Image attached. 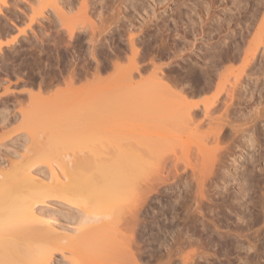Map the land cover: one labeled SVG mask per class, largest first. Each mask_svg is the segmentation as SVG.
<instances>
[{"label":"bare ground","instance_id":"6f19581e","mask_svg":"<svg viewBox=\"0 0 264 264\" xmlns=\"http://www.w3.org/2000/svg\"><path fill=\"white\" fill-rule=\"evenodd\" d=\"M50 1H52L50 2L52 9L58 19L65 17V13L70 9L69 5L72 3V0ZM97 1L101 2L102 0ZM147 1L151 5L159 3V0ZM192 1L194 5L191 22L198 26L201 24L198 22L202 18L201 13L203 17L207 15L206 21L212 22L217 17L219 19L223 17L225 9L235 10L237 14H245L244 11L246 10L241 6L243 0H232L230 7L227 8V5L220 9L216 7L219 11L218 15H210L208 10L203 9L200 2ZM94 4L93 0H80V13L85 18L89 17L90 19V11L95 9L92 6ZM118 4L130 6L133 10L132 19H136L135 15L137 14L140 21L136 25H133V21H129L128 26L125 23H120L121 26H118L117 22L112 21L107 30L108 34L115 35L114 49L108 51L93 45L90 51L85 52L87 53L85 56H89L91 61L83 56L79 58L82 60V64L80 67L77 63L76 69L80 67L78 71L68 69L71 63L69 64L66 53L62 50L64 49L63 44L58 40L53 41L52 49L55 53V61L53 59V62L52 56H48L49 51L48 54L46 53L48 56L46 61L45 58L43 59L44 55L38 54L47 52L45 49L49 47L48 45L44 48V44L43 47L37 46L43 43V38L39 39L41 42L37 44L36 42L33 44L34 41L32 40H26L29 43L28 47L31 48H28L29 51L21 46L20 39L22 36L11 38L10 41L7 40L4 43L0 42V69L7 71V64L11 63L13 68L10 73L12 75L19 76L20 74L24 79L21 72L25 70L27 72L24 74L30 75V77L27 76V80L32 83H36V76L32 70L39 72L40 81L37 79L39 85L36 84L38 92L35 94L42 95L40 90L46 92V88L47 91H50V85L54 82H60V80L64 81L65 78L72 83L76 79L86 78L90 75L98 78V82L101 83L100 74L108 72L109 69L113 70L114 82L122 85L115 89H113L114 87L110 88L112 90H105L108 96L111 95L109 94L110 91L119 93L113 92V95H116L115 97L111 95L114 100L108 98L106 94L104 96L109 100L101 97L104 100H111V102L99 99L101 102L98 101L99 103L92 105L89 103L87 104L88 109L81 110L80 107L86 106L83 104L82 106L79 104V106L77 101V104H71L75 108L73 113L71 112L72 108H70L69 115L67 112H65L66 117L62 114L64 119L55 115L56 117L48 118L47 116L46 118L45 116L44 119L39 120L31 119V116L29 118L26 115L24 118L23 114L9 113L6 108L7 102L14 103L16 101L17 103L19 102L18 99L22 100L20 96L22 97L23 94L17 93L18 91L16 93L10 91L9 86L3 88L2 95L8 92L7 95L9 96L6 97L5 94V96H0L4 97L0 99L2 105L0 108V130L13 122L19 121L22 124L19 128L0 136V264H56L54 261L56 254H60L63 261L68 264H98L96 261L101 256L107 260L119 257L124 264H142L143 260L138 248V239L142 237V231H138L139 225L137 224L141 215L140 203L148 192L158 187L160 182L169 180V176H165V173H168V163H173V168L177 170L175 163L181 161L184 167L190 171L186 180L195 181L199 186V194L202 196V179L212 169L219 170L217 167L224 151L220 147L222 141L221 136H219L220 133L226 128H230L231 134H236V139L240 140L245 134H249L248 131L252 130L259 118L264 117V105L260 108L257 107V109L254 108L256 110L254 117L241 118L240 115L236 116L239 114V108L236 106L240 104L243 95V79L252 76L248 75V71L254 66L261 48L264 53V0L254 1L253 12L248 17L246 33L241 37L243 41L247 42L242 52L241 68L237 72H233L234 74L231 73L233 74L231 78L218 72V69L213 66L209 71L205 70L203 80L207 85L206 92L213 90L214 94L210 100L202 102L200 105L187 98L182 83L172 81L161 65L156 66L151 63V69L150 67L148 69L146 64L142 65L144 64V56L139 49L144 44L145 38L142 35L151 28L153 18H157V14L154 11L150 13L145 11L141 14L140 12L145 10L148 5L141 4L140 0H119ZM182 4L180 2L179 6ZM13 6L14 4H10L9 0H0V15L7 17L6 15L11 13L10 9ZM244 6L246 7V3ZM118 10L121 8L119 7ZM38 13L42 15V9ZM117 17L123 18L124 16L118 12ZM233 17L231 15L228 19H220V25L215 30L219 36L218 42L227 38V34L220 36L221 31L218 29L223 25L227 26L229 31L230 23L235 20ZM236 20L237 24H242L243 21L247 22V19ZM62 25L69 39L76 36V30L84 31L86 28L84 26L78 29V27L66 23H62ZM111 26L113 27L111 28ZM28 27L34 34V29L30 25ZM5 28L4 26L0 28V34H8L13 30L8 25ZM88 28L92 32L89 35L90 44H94L95 35L93 32L96 26L94 23H89ZM213 31L214 29L211 27L206 32L202 28L199 35L202 34L205 37ZM20 35L29 36L24 29L20 30ZM34 35L39 36L37 33ZM245 37H250V39L246 40ZM36 47L39 49L38 53L32 51ZM236 50L241 52L239 44L236 45ZM26 52L29 55L26 56ZM128 53L129 55H127ZM9 55H13L12 58L14 59L10 63H8ZM124 58L128 60V68L126 69L119 62ZM15 60L19 62L14 64ZM75 60L73 61L75 62ZM54 64L58 72L51 68ZM43 65L45 69L48 66V70L50 68L53 71L45 70L47 73L43 72L41 76ZM65 72L68 73H66L68 76L66 77L65 74L64 78L63 73ZM18 76L16 79H20ZM214 79L217 81L212 84ZM30 81H25L21 86L27 87ZM122 89L125 91H120ZM9 91L12 93L10 94ZM24 94V98L27 97V99L35 97V94L30 90H26ZM27 99L25 100L27 101ZM60 101L59 99V103L56 102L59 107H61ZM65 101L69 102L68 99L64 100V103ZM30 102L29 100L28 103ZM46 102L44 104L51 108V105H48L50 101ZM52 105L56 106L55 104ZM76 107H78L77 110ZM53 108L55 109V107ZM66 109L68 110L67 106ZM78 109L81 113L79 115H82L83 110H87L83 111L84 117L81 116L80 119L75 120L77 114L74 118L71 116ZM200 114L203 124L208 126L207 134L198 133L201 124L197 118ZM144 124L149 125L144 128ZM163 124H167L172 132L177 128L178 134H165L153 128V126ZM34 134L40 137L49 135L51 137L50 143L46 144L43 139L37 140V142L32 141L31 137ZM70 135L85 137L84 139L90 138L93 143L98 140L100 142V137L103 136L101 137L100 148L102 149L104 147L102 144L106 143L111 149L106 151L105 147L103 150L91 151L88 148L86 153L81 152L78 147L79 142L75 143L71 139L68 140ZM249 135L250 138L246 142L255 141L253 134ZM22 138L23 140H21ZM19 140L23 143H29L28 147L25 145L27 154L22 155L20 160L11 163V166L8 167L2 162V147H9L11 143ZM51 142L54 147L57 146L56 144L62 145V147L70 144L68 147L72 148L71 144L74 146L78 144L77 148L81 155L76 159L58 162L61 158L57 159L55 156L57 159L55 160L52 156L53 153L54 155L57 154L55 153L56 147L52 148L54 150L52 153ZM176 146L180 147V156L177 155ZM42 156L48 158L43 159ZM222 170L224 168H221ZM48 200H60L63 205L76 210L75 220L78 227L73 230L76 235L60 233L49 222L50 219L39 207L40 205H49L47 204ZM106 206H110L109 209H104ZM78 245L82 246L83 256L81 258L77 252ZM96 256L100 257L96 258ZM192 257L195 256L181 255L180 264H192ZM168 264L176 263L171 260Z\"/></svg>","mask_w":264,"mask_h":264},{"label":"rangeland","instance_id":"374dc122","mask_svg":"<svg viewBox=\"0 0 264 264\" xmlns=\"http://www.w3.org/2000/svg\"><path fill=\"white\" fill-rule=\"evenodd\" d=\"M42 1L9 0V3L14 4V6L10 9L11 13L6 15L7 17L2 14L0 15V28H2V26L5 28V26L8 25V27L11 26L13 30L8 34H0V42L4 43L7 40L10 41L11 38L22 36L20 39V43H22L21 46L28 50L30 47H28L29 43H27V41L32 40L34 41L33 44H35V42L37 44L41 42H39V39L43 38V43L37 46L43 47L44 44V48H46L49 45L50 48H46L49 50L45 49L47 52L38 53L39 49L36 47V49L32 51L42 56L44 55L43 59L45 58V61L48 56H52L53 58L51 57V60L53 62L55 58V53H53L54 50L52 49L54 44L53 41L58 40V42L63 44L64 49L62 50L65 51L69 64L71 63L69 65L70 68L68 66L70 71L71 69H76L78 66L81 67L82 60L79 58L82 56L90 60L89 56H85L87 54L85 52L90 51L93 45L108 51L114 49L115 45L113 46V44L115 35H111V33L108 34L107 30L112 21L117 22L118 26H121L120 23H125V25L128 26L129 21H133V25H136L138 21H140L137 14L135 15L136 19L133 20L132 8L130 6L126 7V5H119V0H102L101 2L93 0L95 4L92 6H94L95 9H91V13L89 14L90 19L89 17H86L88 18L86 19L83 14L80 13V0H72V3L69 5L70 9H68L66 13L64 12L65 17L61 19L56 17L52 9L53 7L50 3L52 1ZM194 1L200 2L203 9L208 10V14L210 15H218V9L222 6L227 5L228 8L232 5V0ZM254 1L257 0H243L241 6L246 9L244 11L245 14H237L235 10H224L223 17L220 19L225 20L233 15V19L235 20L230 23L229 31L227 26H220L218 29L221 31L220 36L227 34V38L218 42L219 36H217V31L215 30L218 28V25H220L219 17L209 22L206 21L207 15L203 17L201 13L202 18L198 20L201 24L198 26L192 23L194 5L192 0H175V2L174 0H159V3L155 5H151L147 0H140L141 4L148 5L145 10L140 12L141 14L145 13V11L148 13L154 11V13L157 14V18L155 17L156 20L153 18L154 20L151 23V28L142 35L145 38L143 46L139 47L144 56V64L142 65L146 64L148 69L149 67L151 69V63H154L156 66L161 65L164 72L168 74V77L172 81L182 83V87L187 93V98L190 101L200 105L202 102L210 100L213 97L214 91L206 92L207 85L203 80V73L205 70L209 71L213 66L218 69V72L231 78L234 74L233 72H237V70L241 68L242 52L247 45V42L243 41L241 37L246 33L248 17L253 12ZM180 2L183 3L181 6H179ZM244 3H246V7ZM92 6L90 5V8ZM119 7L121 10H118ZM216 7H218V9ZM40 9H42V15L38 13ZM118 12L122 13L124 17L118 18ZM31 19L34 20L30 21ZM236 19H247V22L243 21L242 24H237ZM11 23L13 24L11 25ZM62 23L74 25L78 27V29L84 26L86 28L84 31L76 30V36L69 39L66 31L63 29ZM89 23H94L96 26L93 32L95 35V39H93L94 44H90L89 41V35L92 33L88 28ZM28 25H30L39 36H35V33L32 34ZM112 27L113 26H111V28ZM210 27L214 29L210 35H206L205 37H203L202 34L199 35L202 28L206 32ZM23 29L28 32L29 36L20 35V30ZM245 39L249 40L250 37H245ZM237 44H239L241 52L236 50ZM48 51L51 55L48 54ZM27 55H29L28 52H26V56ZM127 55H129V53ZM12 57L13 55H9L8 63L14 60ZM73 60H75L76 63ZM18 62V60H15L13 63L16 64ZM119 62L125 69L128 68L127 58ZM92 63L94 64L93 61ZM7 65V71L0 69V96H9L7 95L8 92L2 95L5 86H9L11 88L10 91H14V93L17 91L19 94L22 93V97L20 96L22 99L21 101L18 99L19 102L17 103L16 101L14 103L7 102L6 108L9 113L23 114L24 118H30L31 116V119L34 120L44 119L45 116L46 118L47 116L50 118L55 115H58L57 117L59 118H63V115L66 117L67 114L69 115L68 111H70V108H72L71 112L75 109L71 106L72 103L77 104L78 101V105L80 104L82 106L83 104L86 106L84 108L80 107V109H85L89 103L92 105L101 102L102 99L104 100V98H101L102 96L110 99L113 98L112 96L115 97V94L118 93L117 91H110L109 94L112 96H108L106 91L112 90L110 88L114 87L113 89H115L120 86V84L114 82L115 77L112 75V69H109L108 72L106 71L107 73L102 72L103 74H100L101 83L98 82V78L90 75L86 78L76 79L70 83L69 80L65 78V74L67 73L65 72L63 73L65 78L64 81L59 79L60 82H54L55 84L53 83L50 85L51 88L48 87L50 91H47V88L45 89L46 92L40 90L42 92L40 96L35 94L38 92L37 85H39L38 83L40 81L38 78L40 74L36 69V72L32 70L37 77H35L36 83H32L30 80H27L29 74H24L27 71L23 69L24 72H21L24 75L23 78L26 80L22 79V75L20 74L19 76L17 75L20 79H16L17 76L10 73L13 66H11V63ZM46 68L47 69H45L44 65L41 67V76L45 70L49 72L53 70L58 72L55 64L51 67L53 70L50 68L48 70V66ZM79 68H77L76 71H78ZM90 70L92 71V68ZM67 74L66 77L68 76ZM248 75L252 76H250V78L244 77L242 87L243 95L240 104L236 106L239 108V114L235 115H240L241 118L254 117L256 114L254 108L257 109V107L260 108L264 105V53L262 48L257 55L254 66L248 71ZM37 79H39V81ZM25 81H30L31 84L29 82L27 87L21 86ZM216 81L217 79H214L212 84H215ZM94 87L96 88L94 89ZM26 90L32 91L36 98H24ZM123 90L125 91V89L120 91ZM113 92L115 93L114 95ZM59 94L63 98L60 97ZM105 94L107 97L104 96ZM55 95L56 97L54 98ZM1 98L4 97H0V99ZM58 98L61 100V107L58 105ZM25 99H27V101ZM67 99L69 102L65 101V103H67L66 106L68 110L66 106H63L65 105L64 100ZM99 99L101 100L99 101ZM107 99L104 101L109 100ZM29 100L32 103H28ZM46 100L47 102L50 101L48 105H51V108L47 106V104H44ZM111 100L108 102H111ZM39 102L42 104V107ZM56 102L58 103L56 104ZM53 107H55V109ZM62 107H65L64 111ZM0 108H2L1 102ZM56 108H58V110H56ZM77 108L78 107H76V110ZM76 110L71 117L74 118L75 114H77L76 118H74L75 120L80 119L81 116L84 117L83 111L86 110L82 111V115H79V109V112ZM65 112H67V114ZM67 118L69 119V116ZM197 119L199 124H201L198 133L207 134L208 126L203 124L202 115L200 114ZM21 124L22 123L19 121L13 122L8 127L0 130V136H3L2 134L15 128H19ZM147 125L149 124H144L143 127L145 128ZM153 128L165 134H178L177 128L172 132L167 124L153 126ZM248 133L253 134L255 141L246 142V140L250 138L249 134H245L240 140L236 139L237 135H232L230 128H226L225 131L220 133L219 136H221L222 139L220 147H222L224 151L220 164L217 167L219 170L212 169V171L202 179V196L199 194V186L197 183L195 181H188V179L186 180L190 171L188 168L184 167L181 161L175 163L177 170L173 168V163H168V173H165V176L168 175L169 180L160 182L158 187L148 192L140 203L142 206L139 207L141 208V215L137 224L140 227V229L138 227V231H142V237L138 239V248L143 260L142 264H168L171 260L175 261L176 264H180V256L185 254L195 256L192 257V264H264V117L259 118L256 125L252 130H249ZM37 134L32 135V141L37 142V140L43 139L46 144L50 143L51 137L49 135L40 137ZM94 136L93 134V137ZM84 138L85 137H74L70 135L68 140L71 139L75 143L79 142V145H77L79 150L81 149V152L83 151L86 153L88 148L91 151H98L101 149L99 140L93 143V140L90 138ZM21 140H23V138ZM24 143L19 140L11 143L9 147H2L1 157L3 158L2 162L4 165L9 167L11 163L20 160L22 155L27 154L29 143ZM25 145H27V147ZM56 145L58 147L55 146V153L58 156L53 153L54 150H52V148L54 149L55 147L52 145V142L51 146L53 147L50 145L48 146L51 147L52 156L55 160L61 158L58 162L67 159H76L81 155L77 145L74 146L71 144L72 148L68 147L70 144L66 147H62V145L59 146L58 144ZM102 145L104 146L103 148H107H105L106 151L109 148L111 149L110 146H107L109 144L104 143ZM103 148L101 150H103ZM175 148L177 150V155L180 156V147L176 146ZM57 150H59V152H57ZM59 155L61 156L59 157ZM42 158L47 159L48 157L42 156ZM221 168H224V170L221 171ZM186 172L188 173L185 174ZM180 176H182V178H180ZM47 204L49 205H40L39 207L42 208L41 210L46 214L48 219H50L49 222L55 226L58 232L66 235H76V233L73 232V230L78 227L75 220L76 210L65 204L63 205L60 200H48ZM109 207L110 206H106L104 209H109ZM78 248L77 252L79 258H81L83 256L82 246L78 245ZM98 257L100 256H96V258ZM54 261L56 264H68L63 261L60 254L55 255ZM122 261L123 260L119 257L107 260V258L101 256L96 262L98 264H122Z\"/></svg>","mask_w":264,"mask_h":264}]
</instances>
